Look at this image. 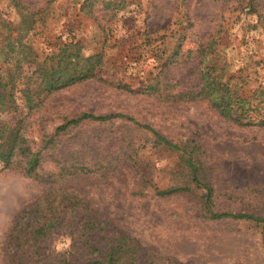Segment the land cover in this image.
<instances>
[{
  "label": "trees",
  "instance_id": "1",
  "mask_svg": "<svg viewBox=\"0 0 264 264\" xmlns=\"http://www.w3.org/2000/svg\"><path fill=\"white\" fill-rule=\"evenodd\" d=\"M0 1H6L19 15L15 26L0 15V112L17 115L14 123L0 124V164L43 187L42 193L12 220L7 239L8 264H182L122 233L72 186L89 179L104 181L125 170L132 171L137 181L134 195L195 197L196 212L201 218L252 226L260 231L264 247V187L217 191L213 184V155L197 138H168L146 121L122 112L108 115L80 112L64 117L48 130L42 126L43 115L39 123L38 118L35 121L54 95L88 82H100L159 103L205 102L230 125L264 131V84L247 89L251 78L246 65L232 70L228 64L218 67L213 64L219 32L195 41L200 78L193 88L184 89L180 82L169 77L171 68L191 59L193 50L181 52L185 37L177 39L169 53L157 48L155 71L138 87L122 82L112 85L101 77L106 65L105 40L86 55L76 35L68 31L65 40L59 38L45 56H38L32 36L38 27L45 25L58 0H45L37 10L23 0ZM73 2L80 3L81 12L90 17L94 16V6L100 3L108 22L115 20L126 6L124 0ZM223 5L233 11H247L264 22V0H223ZM184 21L190 30L193 25L186 13ZM144 35L146 40L152 36L149 32ZM24 67L30 68L29 72L24 73ZM252 74L256 76L257 71ZM34 122L41 128L38 143L27 134ZM86 126L106 127L116 142L103 147L98 143L97 133L91 136L84 133L78 149L64 151L62 138H78ZM143 149L161 151L172 158L164 169L165 188L155 184V168L140 159L139 152ZM218 199L241 208H220ZM60 232L69 238L70 246L64 252L50 253L48 241Z\"/></svg>",
  "mask_w": 264,
  "mask_h": 264
},
{
  "label": "rangeland",
  "instance_id": "2",
  "mask_svg": "<svg viewBox=\"0 0 264 264\" xmlns=\"http://www.w3.org/2000/svg\"><path fill=\"white\" fill-rule=\"evenodd\" d=\"M31 9H40L45 0H23ZM126 6L115 20L108 22L100 3L94 16L83 14L81 4L58 0L44 26L32 36L39 57L63 41L72 31L84 47L86 55L94 52L105 40L106 65L101 77L117 85L122 82L138 87L157 66L156 50L168 53L182 39L181 52L193 50L191 59L169 71V77L189 89L199 82V61L194 53L195 41L217 35L218 51L213 64L229 65L238 70L246 65L250 86L264 84V22L247 11H233L223 0H124ZM99 2V0H97ZM193 27L189 30L184 15ZM0 15L13 26L19 22L17 11L0 1ZM104 29V30H103ZM103 30V31H102ZM145 32L152 36L146 40ZM260 63L259 66L252 64ZM30 68L24 67V73ZM257 71V75H253ZM35 121L43 115L45 129H53L64 117L80 112L108 115L122 112L146 121L162 135L171 138H197L213 155V184L217 191L264 187V131L241 129L218 117L205 102L171 105L152 98L132 95L100 82H88L51 97ZM17 115L0 112V124L14 123ZM95 127V128H94ZM40 126L35 122L28 137L37 142ZM78 138L66 136L64 151L78 149L81 138L98 134L103 147L116 142L106 127L86 126ZM120 135V134H117ZM112 139V140H111ZM140 159L155 168L153 180L165 188L164 169L172 163L166 153L143 149ZM137 181L132 171H120L106 180L77 181L91 205L103 213L122 233L136 238L145 248L155 249L182 264H264V247L260 231L252 226L228 220L203 219L196 212L197 199L187 196L158 198L152 194L134 195ZM43 187L33 180L4 169L0 164V264H8L7 239L14 216L37 198ZM220 208H241L218 199ZM50 253L66 251L70 240L63 232L48 241Z\"/></svg>",
  "mask_w": 264,
  "mask_h": 264
}]
</instances>
